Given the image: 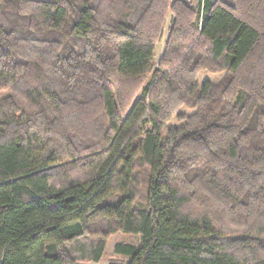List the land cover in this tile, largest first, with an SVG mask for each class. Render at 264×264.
Masks as SVG:
<instances>
[{"label": "trees", "instance_id": "16d2710c", "mask_svg": "<svg viewBox=\"0 0 264 264\" xmlns=\"http://www.w3.org/2000/svg\"><path fill=\"white\" fill-rule=\"evenodd\" d=\"M117 233L108 264H264V0H0V264Z\"/></svg>", "mask_w": 264, "mask_h": 264}, {"label": "rangeland", "instance_id": "374dc122", "mask_svg": "<svg viewBox=\"0 0 264 264\" xmlns=\"http://www.w3.org/2000/svg\"><path fill=\"white\" fill-rule=\"evenodd\" d=\"M193 6L195 7H199L201 4L202 0H188ZM171 16L170 14L167 17V21L165 24V28H164V34L162 39L158 42L156 50H155V67L158 66V61L162 58L163 54H164V50H165V44H166V40L169 34V27H170V20ZM209 77L213 80H218L220 78V74L216 75V74H210L209 72H203L200 81H203V78ZM176 122L175 119L172 120V123ZM118 241H125V242H134L137 245H141V239L139 236H132V235H127V234H123V233H117L116 235H113L110 240L109 243L107 245L106 248V252L102 258V260L98 263H94V262H89L87 264H108L110 261L112 260H122L125 262H130L131 258H126V257H121L117 254H115L114 252V245L116 242Z\"/></svg>", "mask_w": 264, "mask_h": 264}]
</instances>
